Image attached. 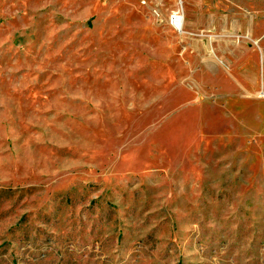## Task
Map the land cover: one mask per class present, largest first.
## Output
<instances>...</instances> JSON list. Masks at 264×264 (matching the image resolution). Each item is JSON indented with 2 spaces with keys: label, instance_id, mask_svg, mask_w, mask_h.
<instances>
[{
  "label": "rangeland",
  "instance_id": "374dc122",
  "mask_svg": "<svg viewBox=\"0 0 264 264\" xmlns=\"http://www.w3.org/2000/svg\"><path fill=\"white\" fill-rule=\"evenodd\" d=\"M0 264H264V0H0Z\"/></svg>",
  "mask_w": 264,
  "mask_h": 264
},
{
  "label": "built area",
  "instance_id": "2783aa9c",
  "mask_svg": "<svg viewBox=\"0 0 264 264\" xmlns=\"http://www.w3.org/2000/svg\"><path fill=\"white\" fill-rule=\"evenodd\" d=\"M184 18L181 17L179 12H175L172 14L171 18H170V25L172 26V28L177 31V32H182V27H183V23H184Z\"/></svg>",
  "mask_w": 264,
  "mask_h": 264
},
{
  "label": "bare ground",
  "instance_id": "6f19581e",
  "mask_svg": "<svg viewBox=\"0 0 264 264\" xmlns=\"http://www.w3.org/2000/svg\"><path fill=\"white\" fill-rule=\"evenodd\" d=\"M178 12L180 13L181 17H183V16H182V13H181L180 11H178ZM183 20H184V19H183ZM183 25H184V24H183Z\"/></svg>",
  "mask_w": 264,
  "mask_h": 264
}]
</instances>
